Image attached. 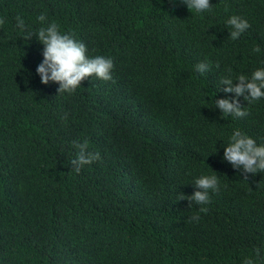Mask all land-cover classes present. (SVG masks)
I'll use <instances>...</instances> for the list:
<instances>
[{"label":"trees","instance_id":"1","mask_svg":"<svg viewBox=\"0 0 264 264\" xmlns=\"http://www.w3.org/2000/svg\"><path fill=\"white\" fill-rule=\"evenodd\" d=\"M210 2L196 14L181 0H0V264H264V172L242 174L223 149L237 127L264 143V100L244 118L215 106L234 96L227 69L264 64L251 53L264 49V0ZM18 14L111 58L112 79L72 94L41 83L43 45L15 30ZM230 15L251 24L236 41ZM74 141L101 157L78 174ZM212 171L208 204L179 200Z\"/></svg>","mask_w":264,"mask_h":264},{"label":"clouds","instance_id":"2","mask_svg":"<svg viewBox=\"0 0 264 264\" xmlns=\"http://www.w3.org/2000/svg\"><path fill=\"white\" fill-rule=\"evenodd\" d=\"M187 9L196 14L207 13L211 10L210 0H181ZM37 20L41 27L33 31L22 15L15 17V30L22 33L26 41L35 34L37 40L43 45V60L36 69L43 84L50 81L59 84L58 93L72 94L80 87L81 82L88 77L109 81L112 79L114 69L113 60L102 55L89 56L84 42L75 38L71 33L62 32L60 26L54 22L46 21V15L40 14ZM5 23V18L0 17V25ZM229 37L232 41L238 40L251 27L249 21L240 15H230L225 21ZM264 52L260 46L251 49L252 54L259 55ZM211 64L200 62L194 66L195 72L206 75ZM220 83L225 85V93H233L231 99H219L215 106L224 116L244 118L249 115L248 106L257 101L264 100V64L256 67L250 74H233L231 68L220 78ZM239 97H243L247 106H242ZM73 147L78 149L77 155L71 160L74 171L78 174L85 165H91L100 160L98 151H90L87 141L73 142ZM224 160L229 162L242 174H256L264 172V143L250 136L240 128H234L223 146ZM198 191L191 196L178 194L179 200H188L197 205H206L210 202V193H218L221 185L216 172L201 174L194 178ZM197 219V217H193ZM259 253V250H257ZM245 264H253L247 259Z\"/></svg>","mask_w":264,"mask_h":264}]
</instances>
